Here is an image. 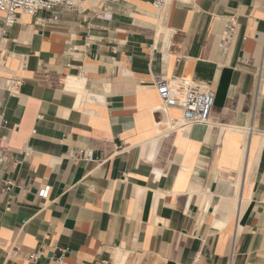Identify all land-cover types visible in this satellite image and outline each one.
I'll list each match as a JSON object with an SVG mask.
<instances>
[{
    "label": "crops",
    "instance_id": "obj_1",
    "mask_svg": "<svg viewBox=\"0 0 264 264\" xmlns=\"http://www.w3.org/2000/svg\"><path fill=\"white\" fill-rule=\"evenodd\" d=\"M77 1L0 31V264H264V0ZM158 77L210 87L209 123L156 109Z\"/></svg>",
    "mask_w": 264,
    "mask_h": 264
},
{
    "label": "built area",
    "instance_id": "obj_2",
    "mask_svg": "<svg viewBox=\"0 0 264 264\" xmlns=\"http://www.w3.org/2000/svg\"><path fill=\"white\" fill-rule=\"evenodd\" d=\"M166 0H153V8L161 12L164 10ZM84 8L77 0H0V15L2 25L0 31L4 34L7 28L16 24L20 14L34 17L39 12H45L49 17L44 22H58L60 16L64 13L79 12ZM103 17L106 14H101ZM235 17H228L225 20L224 30L220 40V49L226 51L230 46L233 36L236 32ZM257 84L264 83V34L261 50L260 63L255 72ZM20 83L14 79L6 81L5 88L11 95L18 92ZM154 90L156 91L160 105L156 108L160 111H165L167 108L175 107L181 112L180 118L176 120L175 125L179 127H188L196 125H206L211 116L215 102V93L213 90L203 83L186 81L176 78H155L153 82ZM9 147L4 139L0 140V183L2 190L0 194L9 193L12 190V182L2 179V174L6 166ZM67 157L75 161L83 162H98L94 157L93 152L89 150H72L68 152ZM48 192V188H44L38 192V196L44 198ZM61 252L56 259L57 262H62L63 254ZM30 260H36L37 255H32ZM92 264H107L104 260H95ZM190 264H208L196 257Z\"/></svg>",
    "mask_w": 264,
    "mask_h": 264
},
{
    "label": "bare ground",
    "instance_id": "obj_3",
    "mask_svg": "<svg viewBox=\"0 0 264 264\" xmlns=\"http://www.w3.org/2000/svg\"><path fill=\"white\" fill-rule=\"evenodd\" d=\"M78 85L79 86H82V84H81V82H78V80H76V79H74V78H69V80H68V87H74V88H78ZM209 123V122H208ZM207 123V124H208ZM189 132V130L188 131H186V134ZM197 195V194H196ZM222 224V223H221Z\"/></svg>",
    "mask_w": 264,
    "mask_h": 264
}]
</instances>
